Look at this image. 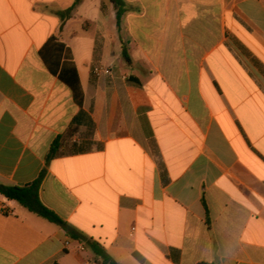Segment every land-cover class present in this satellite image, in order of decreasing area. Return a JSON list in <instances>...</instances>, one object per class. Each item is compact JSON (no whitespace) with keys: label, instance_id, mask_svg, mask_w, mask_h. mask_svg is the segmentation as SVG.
<instances>
[{"label":"crops","instance_id":"1","mask_svg":"<svg viewBox=\"0 0 264 264\" xmlns=\"http://www.w3.org/2000/svg\"><path fill=\"white\" fill-rule=\"evenodd\" d=\"M125 1L119 33L110 0H0V184L44 174L42 204L118 264H264V0ZM54 36L83 107L40 56ZM0 209V264H105Z\"/></svg>","mask_w":264,"mask_h":264},{"label":"trees","instance_id":"2","mask_svg":"<svg viewBox=\"0 0 264 264\" xmlns=\"http://www.w3.org/2000/svg\"><path fill=\"white\" fill-rule=\"evenodd\" d=\"M84 0H76V3L66 11L70 15L76 4ZM116 10L117 26L119 33L125 30L126 17L129 12L125 0H110ZM123 44V59L126 63H131L127 43L120 37ZM40 56L51 74L70 88L75 103L79 107L84 104V90L79 76L77 66L74 61L72 50L64 44L58 36L52 37L40 52ZM62 140L57 139L51 147L47 162L59 154ZM44 174L33 184L26 187H15L0 184V194L11 201H16L29 212L53 223L64 229L71 237L76 240H85L86 245L99 257L105 264H118L105 251V249L93 240H87L82 234L77 232L68 222L61 219L53 211L45 207L39 198V188Z\"/></svg>","mask_w":264,"mask_h":264},{"label":"built area","instance_id":"3","mask_svg":"<svg viewBox=\"0 0 264 264\" xmlns=\"http://www.w3.org/2000/svg\"><path fill=\"white\" fill-rule=\"evenodd\" d=\"M93 73L97 77H102L104 75H110L111 74V69L107 68V67H104V66H96L93 69ZM0 211H3V210L0 209Z\"/></svg>","mask_w":264,"mask_h":264}]
</instances>
